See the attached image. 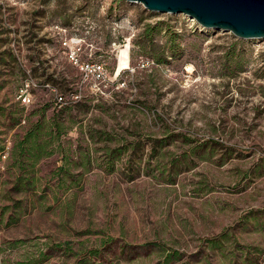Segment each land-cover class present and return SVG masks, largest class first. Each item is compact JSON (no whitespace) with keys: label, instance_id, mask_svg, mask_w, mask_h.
Instances as JSON below:
<instances>
[{"label":"rangeland","instance_id":"374dc122","mask_svg":"<svg viewBox=\"0 0 264 264\" xmlns=\"http://www.w3.org/2000/svg\"><path fill=\"white\" fill-rule=\"evenodd\" d=\"M96 79L88 107L54 102L53 83L80 99ZM34 125L43 153L15 161ZM248 262L264 264V38L139 1L0 0V264Z\"/></svg>","mask_w":264,"mask_h":264},{"label":"water","instance_id":"95a60500","mask_svg":"<svg viewBox=\"0 0 264 264\" xmlns=\"http://www.w3.org/2000/svg\"><path fill=\"white\" fill-rule=\"evenodd\" d=\"M155 11L182 12L199 24L242 38H264V0H128Z\"/></svg>","mask_w":264,"mask_h":264},{"label":"trees","instance_id":"16d2710c","mask_svg":"<svg viewBox=\"0 0 264 264\" xmlns=\"http://www.w3.org/2000/svg\"><path fill=\"white\" fill-rule=\"evenodd\" d=\"M102 83V82H101ZM86 95H84L82 98L77 99L73 95L76 94V90H68L69 88L62 84H56L53 83L54 85V91H55V96H54V102L59 105L61 108H71L73 105L81 104L83 106H89L91 103L90 101L94 100V98L101 96V91L107 90V88H103V86L98 87V88H92L88 82L86 83ZM104 84V83H102ZM90 86V87H89ZM83 99V100H81ZM30 133V134H29ZM29 138H24V140L20 141V149L19 150H13L14 153V159L15 161L22 162L25 160L24 158H27L31 160L30 162L31 165L34 164V162L38 159V155L42 154L44 149H45V144H43L41 141L37 140L36 137L38 136L39 133V127L38 126H33L30 129L29 132ZM33 136L34 138L30 137ZM114 150V149H113ZM114 152H112V155ZM23 156H25L23 158ZM177 162L171 161L170 166L174 168L177 166ZM175 173H178V169L174 171ZM30 185H35V180L34 176H30L27 174H17L16 180H15V188L17 191H24L28 190L30 188ZM209 242L211 243L212 246L215 248L220 247V240L217 237H211L208 238ZM68 243V242H67ZM220 249V248H219ZM222 249V248H221ZM223 250V249H222ZM175 252H168L167 256L171 257V255ZM249 264H252V262H248Z\"/></svg>","mask_w":264,"mask_h":264},{"label":"built area","instance_id":"2783aa9c","mask_svg":"<svg viewBox=\"0 0 264 264\" xmlns=\"http://www.w3.org/2000/svg\"><path fill=\"white\" fill-rule=\"evenodd\" d=\"M88 65V63H86ZM100 73H98V76ZM87 79V77H85ZM95 82L92 84L93 87L98 88L104 86L98 79L94 80ZM29 82H25V84L20 88L19 97L23 103H27L30 100L29 92H28Z\"/></svg>","mask_w":264,"mask_h":264}]
</instances>
